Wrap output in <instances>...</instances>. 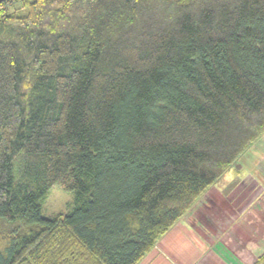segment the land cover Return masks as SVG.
I'll list each match as a JSON object with an SVG mask.
<instances>
[{
  "label": "trees",
  "instance_id": "trees-1",
  "mask_svg": "<svg viewBox=\"0 0 264 264\" xmlns=\"http://www.w3.org/2000/svg\"><path fill=\"white\" fill-rule=\"evenodd\" d=\"M263 133L264 0H0V264H138Z\"/></svg>",
  "mask_w": 264,
  "mask_h": 264
},
{
  "label": "crops",
  "instance_id": "crops-1",
  "mask_svg": "<svg viewBox=\"0 0 264 264\" xmlns=\"http://www.w3.org/2000/svg\"><path fill=\"white\" fill-rule=\"evenodd\" d=\"M226 178L229 189L209 187L138 264H254L264 252V231L256 228L264 212L263 137Z\"/></svg>",
  "mask_w": 264,
  "mask_h": 264
},
{
  "label": "rangeland",
  "instance_id": "rangeland-1",
  "mask_svg": "<svg viewBox=\"0 0 264 264\" xmlns=\"http://www.w3.org/2000/svg\"><path fill=\"white\" fill-rule=\"evenodd\" d=\"M262 137L264 139V133L262 134V136L260 138H262ZM252 145L250 147H252ZM254 145H255V143H254ZM249 148L246 151H248ZM237 161L231 167L236 166ZM231 167L227 171H229L231 169ZM226 172L212 186L215 185L216 187H218V186L222 187L221 189H229V187L227 186V185H229L228 178H226L227 180L223 179V177L226 176ZM259 195H260V193H256L254 198L259 200L260 199ZM254 198H252V199H254ZM72 203H73V194L70 191H67L66 189L62 188L60 185H54L53 187H51L49 189L48 193L45 195V197L43 198V200L41 202V215L44 218H53V217H56L58 215H65L70 211V208L72 207ZM263 214H264V212H263ZM263 214L261 213L256 218V222H257L256 228L258 230H260V232L264 231V218L262 216ZM258 234H261V233H258Z\"/></svg>",
  "mask_w": 264,
  "mask_h": 264
}]
</instances>
